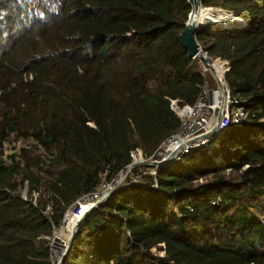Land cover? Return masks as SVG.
Segmentation results:
<instances>
[{"label": "trees", "instance_id": "16d2710c", "mask_svg": "<svg viewBox=\"0 0 264 264\" xmlns=\"http://www.w3.org/2000/svg\"><path fill=\"white\" fill-rule=\"evenodd\" d=\"M201 5L226 12L201 8L207 25L195 38L228 61L246 119L154 174L135 166L140 179L128 176L84 216L61 264H264V0ZM190 9L188 0H0V264H55L65 212L121 175L132 150L151 156L179 126L171 100L193 105L206 79L180 42ZM16 138L32 143L6 163Z\"/></svg>", "mask_w": 264, "mask_h": 264}, {"label": "built area", "instance_id": "2783aa9c", "mask_svg": "<svg viewBox=\"0 0 264 264\" xmlns=\"http://www.w3.org/2000/svg\"><path fill=\"white\" fill-rule=\"evenodd\" d=\"M199 45L201 47L200 43ZM209 60L213 64L220 62V70L216 71L217 73L214 75L205 67V70L211 73V77L206 76L201 92L193 105L179 106L176 100H171L170 106L180 120L179 126L161 142L151 156L144 157L139 148L132 150L130 152L131 162H135V166L151 165L150 163L153 161L166 160V162H169L177 160L191 150L208 144L216 133L226 128L229 124H237L246 119L247 113L242 106V101L244 100H239L232 96L230 87L225 79V73L229 70L228 61L220 58H209ZM216 124H218L217 128L214 129ZM31 143V140L25 138H16L11 142L5 143L1 157L9 161L10 154L20 149L28 148ZM152 167L150 172L154 174L156 172L155 168L158 166ZM140 177V172L134 173L130 176V182L135 183ZM119 179L120 175L111 181H103L99 188L84 194L76 202L75 206L71 208L70 212L75 215L84 206L80 219L84 217L92 210L96 201L115 186ZM67 213L63 219L64 224ZM56 233L54 237L58 238ZM64 249L65 247L61 253H63ZM61 253L59 251V254Z\"/></svg>", "mask_w": 264, "mask_h": 264}, {"label": "water", "instance_id": "95a60500", "mask_svg": "<svg viewBox=\"0 0 264 264\" xmlns=\"http://www.w3.org/2000/svg\"><path fill=\"white\" fill-rule=\"evenodd\" d=\"M191 9L190 12L188 14V19L185 23V26L180 34V42L183 45V47L188 51V54L190 57H199L200 60L202 61V63L204 64V66L206 68L209 69V71L216 75V69L214 67V64L209 60V58L206 56V52L202 50V48L200 47L198 41L196 40L195 36L197 34V32L202 29L205 25L202 22H200L198 20L197 16V12H198V8H203V9H210V8H206L203 7L201 5V0H188ZM211 10V9H210ZM213 16H216L214 13H212ZM232 18H235L233 16L232 13L229 14ZM218 17V16H216ZM236 19V18H235ZM216 21V20H215ZM209 25H212V23H208ZM217 125H215V128H217ZM166 163V160L164 161H153L150 164L152 166H160L162 164ZM136 165L135 162L130 163L126 169L124 170L123 174L120 176L119 181L116 183L115 186H113L107 193H105L103 196H101L100 199H98L95 203V205L93 206L96 207L98 206L100 203H102L103 201H105L116 189H118L123 183L124 181L127 179V177L129 176L131 170L134 168V166ZM84 217H82L75 225V227L73 228V230L71 231V235H70V240L67 244V246H65V249L63 251L64 255H65V251H67L70 247V245L72 244L73 238L75 236L76 233V229L78 224L81 222V220ZM59 238L54 237L53 238V245L57 244ZM61 253V254H63ZM61 254H59L58 256V260L56 261L55 264H61L63 256L61 257Z\"/></svg>", "mask_w": 264, "mask_h": 264}, {"label": "rangeland", "instance_id": "374dc122", "mask_svg": "<svg viewBox=\"0 0 264 264\" xmlns=\"http://www.w3.org/2000/svg\"><path fill=\"white\" fill-rule=\"evenodd\" d=\"M211 13H221V15L222 14H224V13H226V12H224V11H219V10H215V9H211ZM229 15V14H228ZM233 24V23H232ZM239 26H241V25H239ZM242 27V26H241ZM203 39L202 40H206L207 39V37L206 36H201ZM215 63H219V62H215ZM205 73H206V76L207 77H211V73L209 72V71H205ZM14 140V139H13ZM12 140H9V141H7L6 143H8V142H11ZM30 149H35V147H33V148H30ZM21 150L22 149H20V150H18V151H15L14 153H16V154H18V153H20L21 152ZM34 152L36 153V154H40V155H42L43 153H44V151L42 150V149H37L36 148V151L34 150ZM5 160V159H4ZM5 162L7 163V162H9L8 160H5ZM122 174H123V172H122ZM121 174V175H122ZM120 175V176H121ZM27 190H28V183L25 181L24 182V186L22 187V189L20 190V192H21V195H22V197L24 198H26L27 197ZM84 207V206H83ZM81 208V210L83 211V209L84 208ZM72 209H68L66 212H65V214L67 213V215H66V218H65V224L63 223V220H62V224H61V226L56 230V235H58V238H59V240H58V242H57V244H55V246L53 245V250H52V257H53V260H54V263H56V261L58 260V254H59V251H60V253H61V251H62V249L65 247V246H67V242H66V239H67V235H68V230H69V228H71V224H72V220H73V218L72 217H74L75 218V221L76 220H78L79 219V217L81 216V215H74V214H72V213H70L69 214V212L71 211ZM82 211H80V212H82ZM65 214H64V216H65ZM64 219V218H63ZM55 234V233H54ZM54 238V237H53ZM63 242H65L64 244H63ZM63 244V245H62ZM163 248V247H162ZM151 252H153L154 254H157V255H160V256H162L163 254H164V251H163V249H158V247H153L152 249H151ZM62 255V254H61Z\"/></svg>", "mask_w": 264, "mask_h": 264}, {"label": "bare ground", "instance_id": "6f19581e", "mask_svg": "<svg viewBox=\"0 0 264 264\" xmlns=\"http://www.w3.org/2000/svg\"><path fill=\"white\" fill-rule=\"evenodd\" d=\"M196 17L198 18V20H199L200 22H202V23H204V24L207 23V20L204 19V15L202 14L201 8H198V12H197V16H196ZM214 66H215V68H216V71H219V70H220V69H219V66L216 65L215 63H214ZM83 208H84V207H83ZM81 211H82V210H81ZM70 213H71V212H69V214H70ZM76 215H77V216H78V215H81V212L76 213ZM72 218H73V220H72V224H71L70 231L68 230V240L66 241V242H67L66 244H68V242H69V240H70L71 231L73 230V228L75 227L76 223L78 222V220L75 221V218H74V217H72ZM79 219H80V217H79ZM52 250H53V248H52Z\"/></svg>", "mask_w": 264, "mask_h": 264}, {"label": "clouds", "instance_id": "9594fccd", "mask_svg": "<svg viewBox=\"0 0 264 264\" xmlns=\"http://www.w3.org/2000/svg\"><path fill=\"white\" fill-rule=\"evenodd\" d=\"M132 163V162H131ZM133 170V169H132Z\"/></svg>", "mask_w": 264, "mask_h": 264}]
</instances>
